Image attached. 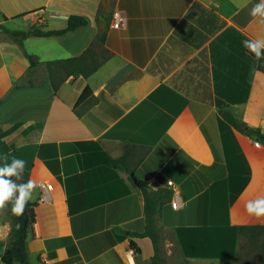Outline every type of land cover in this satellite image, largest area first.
Masks as SVG:
<instances>
[{
    "label": "crops",
    "instance_id": "crops-1",
    "mask_svg": "<svg viewBox=\"0 0 264 264\" xmlns=\"http://www.w3.org/2000/svg\"><path fill=\"white\" fill-rule=\"evenodd\" d=\"M258 3L0 0V167L22 159L36 184L31 201L39 206L27 238L33 264H154L150 239H138L139 251L121 237L146 227L132 172L155 177L154 189L173 190L157 219L162 264H247L264 238V228L240 229L264 225L246 210L264 197V145L254 143L264 139L224 133L219 109L264 132V72L243 45L264 38V25L250 14ZM116 11L126 17L122 27L113 25ZM73 14L88 23L29 35L23 44L1 29L64 28ZM98 35L110 58L87 77H69L58 92L44 65L31 68L24 54L42 62L80 55ZM87 86L92 94L79 102ZM177 155L209 179L201 191L174 163ZM10 231L7 206L0 215L7 245Z\"/></svg>",
    "mask_w": 264,
    "mask_h": 264
},
{
    "label": "trees",
    "instance_id": "trees-1",
    "mask_svg": "<svg viewBox=\"0 0 264 264\" xmlns=\"http://www.w3.org/2000/svg\"><path fill=\"white\" fill-rule=\"evenodd\" d=\"M88 23V20L85 16L73 14L69 17L68 24L64 28L59 29H42V28H31L26 31L20 30H11L7 29L6 31L9 35L16 40L17 42L23 44L24 38L29 35L36 36H51V35H61L68 31L74 30L80 26H84ZM25 56L30 62V67L35 68L39 65H44L47 79L51 81L52 86L55 92H58L61 85L69 77H78V76H89L95 72L102 64H104L112 55V51L104 43V37L98 35L89 47L80 55L56 59L51 61L42 62L38 59L37 56L29 54L27 51H24ZM252 54V53H251ZM254 56V54H252ZM255 57V56H254ZM259 70L264 72V59L258 60ZM16 85L15 87H17ZM92 94V90L87 86L79 98V102L87 99ZM219 120L221 129L225 133V130H231L234 132H242L245 134H250L251 136H257L264 139V132L259 127H250L247 123L241 120L233 110L230 108H220L219 109ZM224 135V134H223ZM120 159H117L119 162ZM152 160V158H150ZM165 160V158H162ZM174 163L179 166L183 171L188 174L194 181L197 191H201L203 188L202 180L209 181V179L198 169H195L193 165L189 164L185 158L180 155L174 156L172 158ZM113 162H116L113 159ZM160 161L157 166H161ZM132 175L136 178L145 198V221L146 227L143 232H136L125 230L122 238L130 237L131 246L135 250H141L138 245V239L147 237L152 241V259L154 264H162L163 259H160L159 247H158V225L157 219L162 212L163 204L170 200L173 196V190L161 187L154 189L149 184L148 177H142L139 173L132 172ZM13 182L17 184L26 183L28 181L27 173H21V178L17 179L16 177L12 179ZM130 191L129 187H126L122 192L117 193L123 195ZM117 195V196H120ZM112 198V197H111ZM9 214L11 217V231L9 234L10 242L7 245L4 255L0 257V261L6 264H33L29 257V250L27 244L28 232L31 224L35 220L36 210L35 207L39 206L36 203H33L31 200L26 205L25 213L22 217H17L12 214L11 207L9 204ZM20 224L21 227L17 229L16 225ZM248 228L257 230L258 228H264V225L260 226H241L240 229L244 232ZM260 250L262 252L261 264H264V238L260 242ZM61 251H53L50 254L55 255ZM122 260L125 261L122 256Z\"/></svg>",
    "mask_w": 264,
    "mask_h": 264
},
{
    "label": "clouds",
    "instance_id": "clouds-1",
    "mask_svg": "<svg viewBox=\"0 0 264 264\" xmlns=\"http://www.w3.org/2000/svg\"><path fill=\"white\" fill-rule=\"evenodd\" d=\"M250 14L253 18H259L260 24L264 25V0H260V3L254 5ZM243 45L249 52L254 54L257 60L264 59V38L245 40ZM5 159H7V156ZM25 167L26 161L17 159L14 156L11 164L6 163L0 167V215H6L7 206L11 204L12 214L22 217L26 205L33 199L36 184L31 178L22 184H17L12 180V177L20 179ZM246 210L249 215L257 219L264 218V197L248 201ZM16 227L19 229L21 225L17 224Z\"/></svg>",
    "mask_w": 264,
    "mask_h": 264
},
{
    "label": "built area",
    "instance_id": "built-area-1",
    "mask_svg": "<svg viewBox=\"0 0 264 264\" xmlns=\"http://www.w3.org/2000/svg\"><path fill=\"white\" fill-rule=\"evenodd\" d=\"M125 23H126V17L123 14V12L116 11L114 13V15H113V25L115 27H122V26L125 25ZM254 143L257 144V145H264V142L263 141L257 140V139L254 140ZM155 182H156V178L155 177H152V178L149 179V184H153ZM168 184L172 185L173 184V181L172 180H168ZM45 186L47 187V189H52L53 184L51 182H48V183H46ZM178 205H179V201H173V206L177 207ZM128 252L130 254H133L134 253V249L133 248H130L128 250ZM129 253H128V256H129V259H130L131 256L129 255ZM0 264H6V263L0 261Z\"/></svg>",
    "mask_w": 264,
    "mask_h": 264
},
{
    "label": "rangeland",
    "instance_id": "rangeland-1",
    "mask_svg": "<svg viewBox=\"0 0 264 264\" xmlns=\"http://www.w3.org/2000/svg\"><path fill=\"white\" fill-rule=\"evenodd\" d=\"M6 26H8L7 24L3 23V27H1V29L4 31V27H5V30H6ZM4 33V32H2ZM7 36H10V35H7ZM1 37V36H0ZM1 40V39H0ZM3 39L1 40V43H2ZM5 45L2 43V46ZM15 46L11 45V48H14ZM0 58H1V53H0ZM44 71L45 68H43ZM250 239H248V241H243V245H246L248 242H249ZM259 241H262V239H259ZM259 245V244H258ZM248 247V246H247ZM248 260L245 261V263L247 262V264H261V260H262V252L260 250L259 247L257 246H253L251 249H250V253L248 255Z\"/></svg>",
    "mask_w": 264,
    "mask_h": 264
},
{
    "label": "water",
    "instance_id": "water-1",
    "mask_svg": "<svg viewBox=\"0 0 264 264\" xmlns=\"http://www.w3.org/2000/svg\"><path fill=\"white\" fill-rule=\"evenodd\" d=\"M6 247L7 241L5 239L0 238V257L4 255Z\"/></svg>",
    "mask_w": 264,
    "mask_h": 264
}]
</instances>
